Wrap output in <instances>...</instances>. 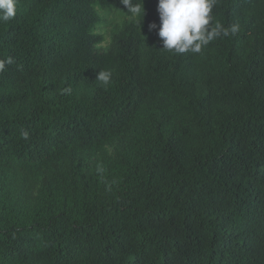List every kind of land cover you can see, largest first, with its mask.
I'll list each match as a JSON object with an SVG mask.
<instances>
[{
  "label": "trees",
  "instance_id": "1",
  "mask_svg": "<svg viewBox=\"0 0 264 264\" xmlns=\"http://www.w3.org/2000/svg\"><path fill=\"white\" fill-rule=\"evenodd\" d=\"M157 2L103 52L120 0L0 22V264H264V0H217L239 31L198 54L162 49Z\"/></svg>",
  "mask_w": 264,
  "mask_h": 264
},
{
  "label": "clouds",
  "instance_id": "2",
  "mask_svg": "<svg viewBox=\"0 0 264 264\" xmlns=\"http://www.w3.org/2000/svg\"><path fill=\"white\" fill-rule=\"evenodd\" d=\"M125 5L126 12L131 17H141L136 20L139 24L144 15L143 0L134 3L133 0H120ZM217 0H158L157 12L160 25H148L149 30L157 29V35L162 42V49L176 54L190 52L201 53L203 48L220 36H234L239 31L238 24L225 27L219 22L212 26V9ZM18 0H0V22H8L16 15ZM13 58L0 59V72L5 70L7 64H12ZM110 71H98L96 80L103 86L110 83ZM72 89L65 87L60 90L61 95H70ZM28 132L21 133L22 138H28Z\"/></svg>",
  "mask_w": 264,
  "mask_h": 264
},
{
  "label": "rangeland",
  "instance_id": "3",
  "mask_svg": "<svg viewBox=\"0 0 264 264\" xmlns=\"http://www.w3.org/2000/svg\"><path fill=\"white\" fill-rule=\"evenodd\" d=\"M96 11L100 18V22L96 25L94 32L103 36L102 42L99 43L96 48L97 50L103 52L111 48L115 33H117L125 23L131 21L133 18L131 15H127L114 8H101L96 6ZM105 153L114 156L115 147L113 145H108L105 148ZM44 181L45 177H41V180L38 182L36 188H38Z\"/></svg>",
  "mask_w": 264,
  "mask_h": 264
}]
</instances>
